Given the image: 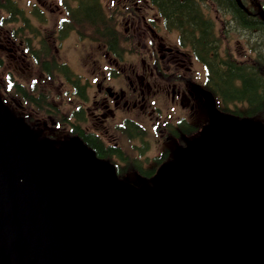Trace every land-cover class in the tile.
<instances>
[{
  "label": "water",
  "instance_id": "1",
  "mask_svg": "<svg viewBox=\"0 0 264 264\" xmlns=\"http://www.w3.org/2000/svg\"><path fill=\"white\" fill-rule=\"evenodd\" d=\"M209 106L213 130L136 188L0 104V264H264L263 130Z\"/></svg>",
  "mask_w": 264,
  "mask_h": 264
},
{
  "label": "flooded vegetation",
  "instance_id": "2",
  "mask_svg": "<svg viewBox=\"0 0 264 264\" xmlns=\"http://www.w3.org/2000/svg\"><path fill=\"white\" fill-rule=\"evenodd\" d=\"M110 2L116 5L115 11L121 14L124 24L122 19L113 21L111 31L105 26H94V17L86 11L84 15L90 24L82 31L75 23L65 25L67 29L62 28L65 9L61 0H33L28 13L41 11L46 15V12L52 13L54 9L58 13L59 23L53 26V31L48 34L40 25L37 26L38 34L32 32L22 9L14 0L0 1V50L11 68L2 66L3 57L0 55V69L7 83L19 94L11 91L15 99L11 95L10 104L33 116V107L39 110L36 115L40 112L45 115V118L36 116L35 125L39 122L43 124L46 120L55 126L64 124L72 130L69 137L78 134L90 139L89 136L94 135L97 140L100 138L99 142H105L107 148L120 153L117 136L120 137L122 133H126L128 138L138 136L133 128L137 127L136 124L140 123L138 118L151 106L146 100L149 95V101L160 102L161 98H165L172 107L182 108L186 103L190 110L198 109L200 95L193 87L198 78L197 69L192 68L195 58L179 35L167 25L165 19L168 15L161 8L160 1ZM66 12L70 13L68 7ZM18 23H22V26L3 29V26ZM59 29L60 36L57 35ZM173 33L176 34L173 41L167 40V36ZM73 34L77 38L85 36L94 40L102 48L101 57L94 58L92 63H83L80 75L76 72L68 75L62 71L60 65L64 63L57 59L59 47L55 45L56 41L74 46L76 41ZM70 40L71 43L68 42ZM52 48L54 50L50 53ZM17 70L26 72L24 82L15 77ZM56 83L84 107L79 105L76 109L75 105L63 118H59L61 112L57 102H60L58 97L61 95H52L46 87ZM90 90L94 91L93 94H89ZM27 108L29 111L25 110ZM100 145L103 147L102 142Z\"/></svg>",
  "mask_w": 264,
  "mask_h": 264
},
{
  "label": "rangeland",
  "instance_id": "3",
  "mask_svg": "<svg viewBox=\"0 0 264 264\" xmlns=\"http://www.w3.org/2000/svg\"><path fill=\"white\" fill-rule=\"evenodd\" d=\"M14 1H15L16 5L22 9L24 16L27 20V24L29 25L32 32L38 33L37 26L43 25L42 28H44L45 31L48 34H50V32L53 31V26L57 25L58 13H57L56 9H54L52 11V13L46 12V15H43L41 13V11L40 12L37 11L36 13L33 14V13H28V11H27L28 8L32 7V5L34 4L33 0H14ZM196 1H197V3H195L194 6H197L198 8L202 9L205 13L208 11L210 14V17L214 18V22H213L214 28L213 29H214V32L219 37L231 35L230 45L228 46L230 53L233 54L238 60L248 61L249 47L247 44V39H248L247 31L241 30V29H232V30H230L231 32H228V34H225L224 30L222 29V25H221V24H223V21L225 20V16H223L222 14H219L218 12L213 11L212 10L213 8L211 10H208L209 7L211 6L210 5L211 3L208 2L207 0H196ZM245 1H246L245 3L247 5H253L257 10H261V4L263 3V0H245ZM29 2H31V3H29ZM90 4H94L96 6V8L102 13L103 17L112 18L118 13L117 11H115L116 5L112 4V2H110V0H95V2H90ZM121 12H122V14H124L122 10H121ZM116 19H117V21H120L122 19V16L116 15ZM122 23L124 24V19H122ZM19 26H22V23H18L14 26H8V27L3 26V29H5V28H15L16 29ZM119 30L122 31L121 28H119ZM60 34H61V29H59V32L57 33V35L60 36ZM174 35H176V34L173 33V35H168L167 40L173 41V39L175 37ZM74 40L76 41V44L74 46H70L66 42H63V41H59V40L56 41L55 45H57L59 47V49H61L62 45H66L69 47V48L62 49V52L60 53V55H59V52H57V59L59 62L64 63L67 66H69V68L73 72H76L80 75L82 73L83 63H85V62L92 63V60L94 58L101 57L102 48L99 47L94 40H89V39L85 38V36H81L80 38H74ZM68 42L71 43L72 41L70 40ZM225 46H227V45H225V43H222V46H221L222 51H226ZM251 47L253 50V53L251 55L252 57H256L259 52H260L259 54L264 56V44L261 45L260 40L256 35H253V37H252V46ZM53 50H54V48L49 50L50 53L53 52ZM0 55L3 57L2 58L3 59V65L2 66H6L9 69H11L10 64L8 62V59L5 58V56L3 54H1V50H0ZM127 56L132 57L131 55H127ZM194 67H196V66H193L192 68H194ZM193 70H195V68ZM25 74H26L25 71L24 72L18 71V73L14 74V75L17 78V80L24 82L26 80ZM5 78L6 77L4 75V72L2 71V69H0V98L5 99L6 103L9 105V107H11L13 109L14 106H13V104H10L11 102L9 99V97L13 94H10L11 90H10V92H7L9 87L5 83ZM41 81H42L41 83H43L42 78H41ZM203 81H204V71L201 67V70H200V82H201V84H203ZM46 87L49 89V92L52 95H55V94L61 95L58 97V98H60V100H59L60 102H57V104H60L59 110H60L61 114L59 115V118H63L64 114L67 113L72 108H74L75 105H77L76 109L79 108V105L84 107V105L82 103H79L76 100V98L66 94L67 90L62 86H57V83L53 84V85L46 86ZM93 92H94L93 90H90L89 94H93ZM145 97H147V96H145ZM148 97L150 98L151 95H149ZM148 97L146 98V100H147V103H149V105H150ZM13 98L15 99L14 95H13ZM160 102L159 103H160V106L162 108V110L159 109V112H161L160 114L156 113L154 116H153V114L152 115L148 114V115L140 116L138 118V121L140 122L139 124L143 127L144 131L140 130L136 126H134V128H133V130H135L137 132L141 131L144 134V136H142V137H144V142L146 143V146H147V150H146L145 155L149 158L154 157V156H158L165 149H168V154L171 153L173 155L177 152L178 148H177L175 141L171 140V138H168L167 134L163 133V131L165 132L164 128L166 127L165 126L163 128V125L166 122H170V121H171V123L175 124L174 121L179 120V114H180L179 112L181 110H183L181 112V114L184 115L186 120H191L192 123H197L198 120L203 121L204 119L206 120V118H207V114H206V111L204 109H202L203 113L201 112V110H199L198 115H193L192 112L188 108L189 104L184 103L181 109H179V108L172 109L169 106L167 99L161 98ZM150 109L151 108H148V111ZM25 110L29 111L28 108ZM32 110L34 111V116L32 113L30 114L28 112L30 115V118L27 121L29 123L34 122L35 121L34 119H36V116L45 118V115L41 112L36 115V112L39 110L34 109V107ZM14 111L18 112L19 114H22V112L23 113L26 112V111H22L19 109H15ZM170 112H173V113L169 114ZM167 114H169L171 116H169ZM157 117H158V121L156 120ZM42 123L43 124H41L39 122V124L34 126V129H33L35 132V135L40 137L37 139H42V140H44V141H46V142H48L54 146L58 145L59 143H62L63 138H65L66 135H68V133H69V131H68L69 127L67 128L64 124H62V125L60 124V126L59 125L55 126V125H51V123L48 120L43 121ZM204 123L207 124V122H204ZM196 129L200 130V127L196 128ZM161 132L163 134H161ZM47 137H49L50 139H48ZM192 138H193V136L189 135L185 139L190 140ZM116 143H118V145L121 146L122 150L125 153L130 154L131 157L137 156L136 154H137L138 150L136 147L141 146V142L139 140L127 138L125 133L120 134V137L117 136ZM177 144L180 145L181 142L178 140ZM182 144H183V141H182ZM59 145L62 146L63 144H59ZM165 158H166V156H165ZM129 170H131L130 167L128 170L124 171V174H125L124 178L127 179L129 182H132V183L137 184V185H141L139 183L140 179L137 176H134V174Z\"/></svg>",
  "mask_w": 264,
  "mask_h": 264
},
{
  "label": "trees",
  "instance_id": "4",
  "mask_svg": "<svg viewBox=\"0 0 264 264\" xmlns=\"http://www.w3.org/2000/svg\"><path fill=\"white\" fill-rule=\"evenodd\" d=\"M225 1L230 0H210L212 5L219 9H223L221 3ZM225 5L227 6L228 3H225ZM163 6L167 10L170 20L177 21L185 18L190 20L192 24L197 25L194 22V8L185 4V0L183 2H178L177 0L165 1ZM231 8L235 11L233 13L235 14L234 20L236 26L238 28L249 27V29H257L260 43L261 45L264 44V23H261L256 18L246 17L235 6ZM82 10L84 13L87 11L93 17L98 16L95 10H87V8H83ZM199 28L200 34H203L204 30L201 29V25H199ZM212 39V55L213 57H217L219 55L216 46L218 39L215 37H212ZM259 53L251 63H237L226 55L224 60L217 59L215 64H210L211 61L208 60L206 64H208L210 70L209 79L213 89L212 92L218 96L224 105L228 103L236 104V107L232 110H229L226 106L229 112L246 117L258 116L264 121V56ZM237 104L246 106L240 108ZM89 138L91 140L82 137L88 146L97 151L99 157L109 156L111 154H118L122 157L121 152L118 153L117 150L103 148L94 135L89 136ZM142 173L148 175L149 171H142Z\"/></svg>",
  "mask_w": 264,
  "mask_h": 264
},
{
  "label": "bare ground",
  "instance_id": "5",
  "mask_svg": "<svg viewBox=\"0 0 264 264\" xmlns=\"http://www.w3.org/2000/svg\"><path fill=\"white\" fill-rule=\"evenodd\" d=\"M222 214H224L223 212H221ZM214 225H215V227H216V224L214 223ZM221 229V228H220ZM222 230H224L225 231V227L224 228H222Z\"/></svg>",
  "mask_w": 264,
  "mask_h": 264
}]
</instances>
